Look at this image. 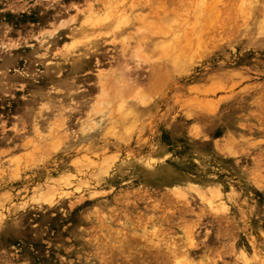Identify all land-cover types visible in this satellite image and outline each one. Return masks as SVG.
I'll return each instance as SVG.
<instances>
[{
  "label": "rangeland",
  "instance_id": "obj_1",
  "mask_svg": "<svg viewBox=\"0 0 264 264\" xmlns=\"http://www.w3.org/2000/svg\"><path fill=\"white\" fill-rule=\"evenodd\" d=\"M253 262L264 0H0V264Z\"/></svg>",
  "mask_w": 264,
  "mask_h": 264
},
{
  "label": "bare ground",
  "instance_id": "obj_2",
  "mask_svg": "<svg viewBox=\"0 0 264 264\" xmlns=\"http://www.w3.org/2000/svg\"><path fill=\"white\" fill-rule=\"evenodd\" d=\"M220 2H221V1H220ZM222 3H223V2H222ZM225 7H226V6H225ZM219 10H220V9H219ZM221 13H222V12H221ZM221 13H220V14H221ZM214 22H215V21H214ZM220 22H221V21H220ZM96 24H97V23H96ZM100 24H101V23H100ZM106 26H107V25H106ZM208 26H209V25H208ZM103 27H105V26L102 25L101 29H102ZM105 28H106V27H105ZM108 28H109V27H108ZM121 28H122V27H121ZM121 28H120V29H121ZM220 28H221V27H220ZM103 29H104V28H103ZM224 29H225V28H224ZM99 30H100V29H99ZM211 30H214V29H211ZM97 31H98V30H97ZM117 31H118V30H117ZM208 31H209V30H208ZM223 31H224V30H223ZM205 32H206V31H205ZM213 33H214V31H213ZM81 35H82V34H81ZM81 35H80V36H81ZM205 35H206V34H205ZM208 35H210V34H208ZM208 35H207V36H208ZM81 37H82V36H81ZM81 37H80V38H81ZM202 37H203V35H202ZM75 38H77V37H75ZM197 38H198V37H197ZM210 38H211V37H210ZM210 38H209V39H210ZM140 40H142V37L140 38ZM204 40H205V39H204ZM198 41H199V40H198ZM204 42H205V41H204ZM72 44H73V43H72ZM72 44H71V46H72ZM156 46L158 47V45H156ZM156 46H155V47H156ZM157 47H156V48H157ZM159 48H161V47L159 46ZM161 49H162V48H161ZM153 50H154V49H153ZM160 51H163V50H160ZM175 51H176V50H175ZM156 53H157V52H156ZM183 54H185L184 51H183ZM142 56H143V55H142ZM175 76H176V75H175ZM159 78H160V77H159ZM158 81H159V79H158ZM228 81H229V80H228ZM230 81H231V80H230ZM230 83H231V82H230ZM224 84H225V83H224ZM231 84H232V83H231ZM217 85H220V83H217ZM221 85H222V84H221ZM224 86H226V85H224ZM218 87H219V86H218ZM221 89H222V86H221ZM142 99H143V98H142ZM144 100H145V99H144ZM126 105H127V104H126ZM126 105H125V106H126ZM123 107H124V106H123ZM125 109H126V108H125ZM137 111H138V108H137ZM140 111H144V109H140ZM122 112H123V111H122ZM137 114H139V112H138ZM145 114H147V112H146ZM143 115H144V114H143ZM140 117H141V116H140ZM226 140H227V139H226ZM228 140H229V139H228ZM227 144H228V141H227ZM189 187H191V186H189ZM196 187H198V185L195 186V188H196ZM188 189H189V188H188ZM132 239H133V238H132ZM164 245H166V244H164ZM168 245H169V244H168ZM146 247H147V246H146ZM170 247L172 248V246H170ZM170 247H169V248H170ZM150 248H151V247H150ZM165 248H166V247H165ZM147 249H148V248H147ZM238 251H240V250H238ZM241 252H242V251H241ZM237 256H238V255H237ZM244 258H246V257H244ZM250 258H252V257H250ZM246 259H247V258H246ZM254 259H256V258H254ZM242 262H243V261H242ZM253 264H254V262H253Z\"/></svg>",
  "mask_w": 264,
  "mask_h": 264
}]
</instances>
